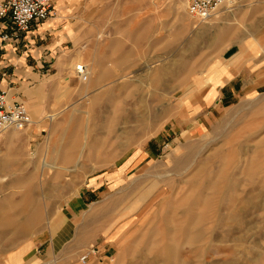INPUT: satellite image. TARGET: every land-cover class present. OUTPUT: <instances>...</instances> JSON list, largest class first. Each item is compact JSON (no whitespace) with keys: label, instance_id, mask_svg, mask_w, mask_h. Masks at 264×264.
Returning <instances> with one entry per match:
<instances>
[{"label":"rangeland","instance_id":"374dc122","mask_svg":"<svg viewBox=\"0 0 264 264\" xmlns=\"http://www.w3.org/2000/svg\"><path fill=\"white\" fill-rule=\"evenodd\" d=\"M55 3L62 17L55 11L50 37L68 26L75 38L43 65L28 57L41 79L12 85L42 82L43 120L12 143L1 134L0 216L24 232H0V264H15L22 248L32 255L16 264H165L176 224L167 220H183L190 181L199 166L214 162L215 173L226 161L240 180L235 205L200 201L194 212L205 219L175 235L173 260L264 264V184L245 174L252 158L264 164V0H227L230 11L205 23L177 10L179 0ZM247 52L253 69L243 68ZM79 65L114 70L97 81ZM44 159L61 168L44 171ZM60 219L65 232L54 234Z\"/></svg>","mask_w":264,"mask_h":264},{"label":"bare ground","instance_id":"6f19581e","mask_svg":"<svg viewBox=\"0 0 264 264\" xmlns=\"http://www.w3.org/2000/svg\"><path fill=\"white\" fill-rule=\"evenodd\" d=\"M179 1H180V3H177L175 5V8L177 10H180V9H182L181 7L185 6L186 7V12H187L186 2L184 0H182V1L179 0ZM222 5L218 8V10L209 19L201 20L199 18L192 17L188 13L187 14L190 17H192L193 19L194 18L195 19H199L201 22L205 23V22H208L209 20H211L212 18H214L216 15H218V16H220L221 14L224 15L225 13L230 11V9H231L230 5H226L227 7L226 6H222ZM224 8H226V9H224ZM223 10H225V11H223ZM76 58L77 57H74L73 59H76ZM77 70H78V73L84 79H88L89 78L88 74L90 72L89 75H92V74L95 75L96 76L95 79L97 81H103V80L106 79L107 76H109L110 72H113L114 69H106L103 73L102 72L101 73H97V68L96 69H89V72L87 74L85 66L84 65H79L77 67ZM72 74L74 75L75 72L73 71ZM92 79L94 80V78H92ZM89 83H90L89 81L85 82V88L88 87ZM96 97H97V100H98L99 97L98 96H96ZM9 98H10V91H9ZM97 100L96 101L93 100V101L97 102ZM22 102L25 103L24 101H22ZM25 105L28 107V105L26 103H25ZM28 109H29V107H28ZM29 111H30V114H31V117H32V122L27 128H29L32 124H34L32 112H31L30 109H29ZM52 118H54V116H52ZM27 128H24L22 130L21 129H15V128L7 129V130H5V131L0 133V138H1V134L3 135L4 133H6V135L8 137L7 139H5L6 142L7 143H12V142L15 141V139L18 138V136L20 135V132L26 130ZM216 156H218V155H216ZM222 158H221V160H222L221 162L226 160L225 157H224L225 160H223ZM183 160H184V158H183ZM213 163L214 162H212L211 165H209L207 167H206L205 164L199 166V169H198V172H197L198 173L197 174L198 177L195 176L193 178V180L190 181L191 186L196 187V191H195V195L188 199V202L186 204V209L184 210V214H183V220H181L180 222L179 221L177 222L175 220V218L171 219V218L168 217L169 219L167 220V222H175L176 224L173 227V231L170 232L171 233L170 239L168 240V242L166 243V245L164 246V248L161 251V253L163 255H165V258H166L165 259V264H183V263H180V262H177V261L173 260L174 256L177 255V252H178V249H179L178 243L175 240V235L178 232H185V230L187 231L193 225L195 226V225L201 224V222L205 219V214L204 213L203 214H196L194 212V208L196 207V205L200 201H202L204 203H209L213 199L217 198V199H220V200H226L227 202H229V204L231 206H234L235 203H236L238 195H233V192H235L238 189V186L240 185V180H239L237 174H235L234 171H232V172L229 171V168L227 167V161H226V164H223V163L221 165L219 164L216 172L214 173L211 170V168H210V166L212 167ZM54 167L55 168H61V167L53 166L52 164H50L45 159L42 161V168H44V171L46 169H50V168H54ZM6 169H7V165L0 163V174L2 172H4ZM245 171H246L245 174L249 177V179L251 180L252 183H254L256 180H259V182L264 184V164L263 163H259L257 158L256 159L255 158L251 159V162H249V164H248L247 168L245 169ZM231 174L233 175V177H230ZM207 188H210V191L206 192V194H205V191L207 190ZM236 213H237V211L234 210L230 214L231 218H233L234 220L237 219ZM178 219H179V217H178ZM64 221L66 222V220H64ZM62 224H64V222H62ZM9 225L13 226V228H15L14 230L19 231V233H23L24 232V231L20 230V228H18L17 225L13 224V222L10 219V217H8L6 215H1L0 216V232H7Z\"/></svg>","mask_w":264,"mask_h":264},{"label":"crops","instance_id":"0c3cea01","mask_svg":"<svg viewBox=\"0 0 264 264\" xmlns=\"http://www.w3.org/2000/svg\"><path fill=\"white\" fill-rule=\"evenodd\" d=\"M55 11H57L59 18L62 17L60 7L56 5L54 0L53 13L51 17L45 20L35 22L31 27V29L22 36V40L17 46L13 45L12 43L0 42V72L2 71L8 72L7 77L3 78V86L8 90V92L10 91V98L12 100L19 99L21 101H24L28 105L33 115L34 125H36L37 122L43 120V118H41V109L38 106L39 102H36V99H39V97L41 96L40 90L43 87L42 82H40L38 85L34 87L23 85L19 88H15L12 85H15L17 83V80L22 79L25 76V74H27L28 76L30 75L32 79H35L36 77L38 78V80L41 79L40 73L42 72V69H26V67L29 65L28 57L37 59L38 64L40 63L41 65H43V62H47L50 51L51 50H53L54 52L57 51L56 49L59 47L60 40L62 39L73 40L75 38L73 32H71V30L69 31L68 26H63L62 30L59 31L60 33L58 35L56 34L53 39L51 38L52 35L55 33L56 27L60 24L59 19L53 17ZM241 52H242L241 47L237 46V51L233 55V57H237V55L239 54H240L239 56H241ZM69 55L70 52L65 50L64 53L61 55V57L69 56ZM242 57L246 58L247 60L243 62L244 63L243 68L253 69L254 68L253 60L256 58L249 55L248 52L246 55ZM236 69L239 68L236 67ZM20 73L23 74L20 75ZM18 76L21 78H18ZM231 77L232 74H230V78ZM21 91L27 96V98H23L18 95V93ZM30 105H36L37 108L32 109ZM93 187L94 184L91 186V189H89L92 192H93ZM64 220L66 219H60V221L58 222L54 221V223H52L51 226L53 227L51 230L54 232V234L56 232L57 233L65 232L63 230L61 231L59 230L60 225H62L61 223L62 222L65 223ZM55 222L58 224H56ZM27 251H29V249H27ZM27 251H25V249L22 248L21 253L19 252V255L16 256L18 257L17 259L18 261H15L16 259L14 260L15 264L20 261L24 262L30 255H32L27 253Z\"/></svg>","mask_w":264,"mask_h":264},{"label":"built area","instance_id":"2783aa9c","mask_svg":"<svg viewBox=\"0 0 264 264\" xmlns=\"http://www.w3.org/2000/svg\"><path fill=\"white\" fill-rule=\"evenodd\" d=\"M178 1V0H171ZM187 13L201 20L209 19L227 0H184ZM54 0H0V42L18 45L22 36L37 21L51 17ZM8 72H0V133L11 128L24 129L32 122L28 107L19 99H10L8 90L3 86V78ZM96 248L81 256L83 263Z\"/></svg>","mask_w":264,"mask_h":264}]
</instances>
